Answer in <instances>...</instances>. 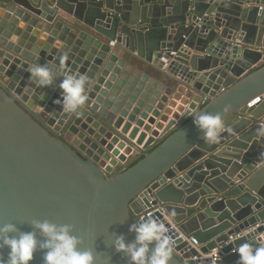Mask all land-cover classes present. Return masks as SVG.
<instances>
[{"label":"water","instance_id":"95a60500","mask_svg":"<svg viewBox=\"0 0 264 264\" xmlns=\"http://www.w3.org/2000/svg\"><path fill=\"white\" fill-rule=\"evenodd\" d=\"M36 63L51 86L29 79ZM65 73L88 78L77 113L55 103ZM194 110L222 116L218 142ZM263 117L264 0H0V226L70 224L95 264H130L115 237L156 208L169 264L220 247L217 264H239L238 245L264 244Z\"/></svg>","mask_w":264,"mask_h":264},{"label":"clouds","instance_id":"9594fccd","mask_svg":"<svg viewBox=\"0 0 264 264\" xmlns=\"http://www.w3.org/2000/svg\"><path fill=\"white\" fill-rule=\"evenodd\" d=\"M27 71L29 79L41 87L51 86L57 75L54 68L39 63L30 65ZM87 84L86 75L65 73L59 84L61 98H57L55 103L62 105L65 113H77L87 100ZM191 117L207 143L218 142L224 130V120L219 113L212 115L194 110ZM31 224L33 230L28 232L20 231L14 223L0 226V249H9L6 260L0 257V264H30L37 248L44 252V264H95L93 252L78 247L83 241L72 234V225L57 224L48 219H33ZM129 231L135 233V240L127 242L120 234L115 237L114 246L130 258V264H169L174 242L164 223L151 216L142 217L139 222L130 225ZM37 232L42 240L37 238ZM12 233L18 235H10ZM152 244L154 249H150ZM234 251L239 255V264H264V244L256 247L245 241Z\"/></svg>","mask_w":264,"mask_h":264},{"label":"crops","instance_id":"0c3cea01","mask_svg":"<svg viewBox=\"0 0 264 264\" xmlns=\"http://www.w3.org/2000/svg\"><path fill=\"white\" fill-rule=\"evenodd\" d=\"M132 62L133 64L135 65H129V68L132 70V75H136L137 76V73L138 75H141L142 73H150L152 75H157V72L154 68H152L151 66H147V64L143 63L140 59H137V58H132ZM263 61L260 60L258 63H257V66L258 64L262 63ZM134 70V71H133ZM158 76V75H157ZM139 157L137 158L136 155L133 156V157H130L129 160L127 161V163H120L117 167V170H123L127 167H129L133 162H135L136 160H138Z\"/></svg>","mask_w":264,"mask_h":264},{"label":"built area","instance_id":"2783aa9c","mask_svg":"<svg viewBox=\"0 0 264 264\" xmlns=\"http://www.w3.org/2000/svg\"><path fill=\"white\" fill-rule=\"evenodd\" d=\"M115 42H112V44H114ZM207 102V100H203L202 105H204ZM264 121V117L262 119ZM141 196H143L141 194ZM157 209H149L146 212V215L151 216ZM159 210V208H158ZM144 216V214L142 216H140V218H142ZM175 226V224L173 223V227ZM168 235L172 238V240L174 241L173 236L171 235V233L168 231ZM239 236V235H238ZM232 240L235 237H231ZM194 241L195 244H197V241L195 239H192ZM222 247L220 248H215L213 249L211 252H209L208 254H203L202 257H199L198 255L194 257L195 260H199L200 262L202 261L203 263H207V264H217V262H219L220 260H222ZM208 259V261L206 260Z\"/></svg>","mask_w":264,"mask_h":264},{"label":"trees","instance_id":"16d2710c","mask_svg":"<svg viewBox=\"0 0 264 264\" xmlns=\"http://www.w3.org/2000/svg\"><path fill=\"white\" fill-rule=\"evenodd\" d=\"M139 160V159H138ZM138 160H136L135 162H133L131 165H134L136 162H138Z\"/></svg>","mask_w":264,"mask_h":264}]
</instances>
